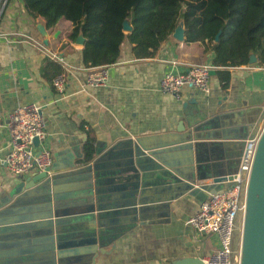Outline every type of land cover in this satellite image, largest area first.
Returning <instances> with one entry per match:
<instances>
[{"label":"crops","instance_id":"obj_1","mask_svg":"<svg viewBox=\"0 0 264 264\" xmlns=\"http://www.w3.org/2000/svg\"><path fill=\"white\" fill-rule=\"evenodd\" d=\"M201 1L183 0V39L172 34L153 57H136L133 45L126 40L110 70L107 87L86 84L89 68L82 62L84 46L69 40L72 22L62 19L48 29L45 19L27 13L23 0L8 3L0 30H21L45 43L46 37L40 33L45 28L46 45L62 57L69 82L63 93L57 92L42 74L47 59L38 50L0 39V206L6 208L16 189L40 173L15 177L4 162L10 143L8 114L35 104L44 117L46 146L53 157L50 177L57 184L61 201L90 200L89 192H94L93 213H72L77 209H70L62 224L93 214L96 232L107 252L99 253L95 264H169L179 258L209 255L214 239L199 241L187 220L228 184L193 185L152 158L137 142L174 135L178 129L187 134L196 131L202 139L197 152L201 180L239 172L245 149L241 142L251 123L256 124L264 113V68L254 64L218 67L211 74L210 94L187 87L182 100L160 89L168 71L182 73L193 64H213V44L203 40L205 26L201 21L206 11L187 15L190 5ZM194 37L197 40L191 41ZM220 72L230 74L226 88ZM89 128L96 132L99 153L84 165L82 145ZM40 205L24 211H3L8 216L5 219H15L16 223L5 221L13 233L0 236V250H30L41 245H36V239L46 235L40 231L46 220L38 215L52 205ZM82 224L86 222L77 223L76 230ZM29 256L22 257L21 264L26 259L37 263Z\"/></svg>","mask_w":264,"mask_h":264},{"label":"trees","instance_id":"obj_2","mask_svg":"<svg viewBox=\"0 0 264 264\" xmlns=\"http://www.w3.org/2000/svg\"><path fill=\"white\" fill-rule=\"evenodd\" d=\"M23 4L30 16L45 19L48 29L62 19L73 23L69 40L76 42L80 35L86 39L82 51L85 68L114 65L126 40L133 45L136 57H153L185 16L183 0H23ZM202 10L206 11L201 21L203 40L213 44L215 67L246 66L252 56L258 59L254 65L264 67V0H203L191 4L187 15ZM126 21L132 25L130 33L124 31ZM64 72L59 63L45 60L42 74L50 83ZM220 77L226 88L229 72H220ZM86 134L84 165L96 157L97 143L95 130L89 128Z\"/></svg>","mask_w":264,"mask_h":264},{"label":"water","instance_id":"obj_3","mask_svg":"<svg viewBox=\"0 0 264 264\" xmlns=\"http://www.w3.org/2000/svg\"><path fill=\"white\" fill-rule=\"evenodd\" d=\"M123 27L127 33L133 30L129 21H126ZM40 33L46 37L45 44H48V34L45 28L41 29ZM173 35L179 40L183 39L182 22H179ZM218 40L219 36L216 38V42ZM85 42L86 39L83 35H80L76 40V44L82 46L85 45ZM257 62V57L252 56L249 64H256ZM190 103L192 102L185 104V107ZM258 134H260V139L247 188L241 264H264V113L256 124L251 123L247 137L241 143L245 145L247 140L254 139ZM199 141H202V139L199 138L196 131L187 134L183 129H178L177 134L174 135L170 134L152 139L143 138L137 142L152 158L172 170L176 176L193 185L206 186L226 183L228 188L225 190L231 188L235 183L234 179L238 172L228 171L225 176L219 178L205 180L199 178L200 170L197 165L200 158L197 152L200 150V143H202ZM34 143L38 146L39 140L36 138ZM97 153H99V149L96 147ZM175 157L179 158L178 162H175ZM51 171L52 168L50 167L32 176L26 183L21 184L16 189L15 198H10L6 208L5 206H0V236H2L13 233L11 228L8 227L9 224L5 223V221L16 223L15 219H5L8 216H4V210L24 211L35 205H52V208L44 210L43 214L38 215V217L42 216V219L46 220L43 223L45 227L40 230L46 235L36 239V245H41L30 250L17 248L1 249L0 260L10 261L5 264H21L23 261L21 260L22 257L29 255L35 257L37 263H30L32 262L31 259H26L24 260L25 264H42V260L49 261L47 264H57L58 262L59 264H95L99 253H107L102 244L103 238H100L96 232L97 222L94 220L93 214L83 216V218L72 219L66 226L62 224V217L68 216L70 209H77L72 213H93L96 205L95 198L92 199L94 192H89L88 199L90 200L81 199L72 202H67L66 200L63 202L61 201L62 196L57 192V184L51 181ZM36 191V195H30ZM81 222H86V224H82L81 229L76 230L77 223ZM70 258H79V262L67 263L66 261ZM0 264L3 263L0 261ZM169 264H204V262L198 257H187L179 258Z\"/></svg>","mask_w":264,"mask_h":264},{"label":"built area","instance_id":"obj_4","mask_svg":"<svg viewBox=\"0 0 264 264\" xmlns=\"http://www.w3.org/2000/svg\"><path fill=\"white\" fill-rule=\"evenodd\" d=\"M11 0H0V25L5 9ZM0 39L7 43L29 44L46 59L62 65L64 73L53 81L56 91L63 93L69 82L65 62L58 52H54L40 39H36L21 30L4 33L0 30ZM113 65L89 68L86 84L93 87H107L110 70ZM264 68V67H263ZM217 67L213 64H193L182 73L166 72L160 82L163 93L182 100L185 88L198 89L211 93L210 78ZM7 129L10 136L9 152L4 162L15 177H23L34 171L43 172L53 163L51 151L46 146L45 121L41 108L35 104L20 106L8 114ZM39 140L38 146L34 140ZM260 134L247 140L241 158L239 172L234 185L204 201L187 223L201 241L213 238L214 243L209 255L201 258L204 264H241L242 254L234 251V239L238 219H245L247 207V188L256 157Z\"/></svg>","mask_w":264,"mask_h":264},{"label":"rangeland","instance_id":"obj_5","mask_svg":"<svg viewBox=\"0 0 264 264\" xmlns=\"http://www.w3.org/2000/svg\"><path fill=\"white\" fill-rule=\"evenodd\" d=\"M243 228H244V219L240 218L238 219L237 222V230L234 239V251L236 252V254L242 253Z\"/></svg>","mask_w":264,"mask_h":264}]
</instances>
